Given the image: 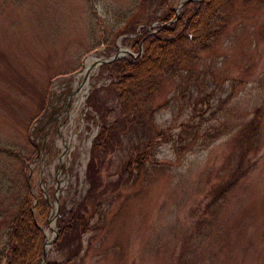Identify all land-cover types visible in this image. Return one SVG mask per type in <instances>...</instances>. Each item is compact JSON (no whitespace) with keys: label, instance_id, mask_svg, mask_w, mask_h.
<instances>
[{"label":"rangeland","instance_id":"rangeland-1","mask_svg":"<svg viewBox=\"0 0 264 264\" xmlns=\"http://www.w3.org/2000/svg\"><path fill=\"white\" fill-rule=\"evenodd\" d=\"M181 1L0 0V253L26 186L48 200L45 240L57 231V216L48 224L55 199L70 209L88 189L92 145L115 116L111 70L99 66L84 80L86 61L134 53L139 31H156ZM226 12L209 50L184 68L191 78L157 82L153 122L168 136L138 179L105 197L78 264H264V0H230ZM258 109L250 148L243 132ZM187 122L200 137L184 148L177 138ZM128 147L115 144L106 183L118 179ZM242 149L247 171L214 198ZM63 258L47 252L49 262Z\"/></svg>","mask_w":264,"mask_h":264},{"label":"trees","instance_id":"trees-1","mask_svg":"<svg viewBox=\"0 0 264 264\" xmlns=\"http://www.w3.org/2000/svg\"><path fill=\"white\" fill-rule=\"evenodd\" d=\"M229 1L188 2L175 22H171L175 12L170 9L161 19L162 26L156 29L155 34L149 35L150 30L141 29L130 41L136 58L128 57L102 65V69L111 70L113 74L109 90L114 93L110 112L115 118L109 126L101 128L92 145L85 173L88 184L85 195L70 209L61 205L58 210L57 238L52 248L63 254L64 258L57 263L46 260V264H78L84 236L92 230L91 220L100 212L105 197L116 195L123 183H128L132 177L138 179L155 141L167 138V132L157 130L153 122L155 112L151 103L158 91L157 82L160 83L163 79L177 81L183 72L188 79L191 78L190 70L184 68L190 60H196L198 52L209 50L211 41L227 26L229 15L226 11ZM259 111H256L255 121L250 122L248 131L243 132V142H248L250 148L255 146L251 139H257L256 117ZM183 128L186 129L178 134L177 141L184 143V148L191 147L200 135L190 129L189 122ZM201 137L203 139L204 136ZM241 137L242 134L239 138ZM124 140L128 141L129 147L127 157L121 164L119 177L114 183H106L107 158L115 149V144L121 147ZM206 144L207 140H203L200 146ZM247 152L242 149L240 160L230 172L228 182L212 191L214 198L218 199L226 194L245 174ZM0 154L4 155V151H0ZM125 175L127 181L123 179ZM14 204L17 211L7 232L4 249L0 253L2 259L5 264H41L45 239L39 220L45 223L49 204L40 191L37 196H33L27 186L22 196L16 197Z\"/></svg>","mask_w":264,"mask_h":264},{"label":"water","instance_id":"water-1","mask_svg":"<svg viewBox=\"0 0 264 264\" xmlns=\"http://www.w3.org/2000/svg\"><path fill=\"white\" fill-rule=\"evenodd\" d=\"M191 1H197V0H182L176 10H175V19L173 21H176L177 18H178V14L179 12L182 10V8L188 3V2H191ZM153 33L149 34V35H152ZM127 55L131 56V57H136L133 53H131L130 51L126 50V49H120L117 51L116 54H114L112 57L108 58V59H96L95 60V63L93 65H91L85 72H84V80H88L89 79V75H90V72L99 67V66H102L104 64H107V63H112V62H115L121 58H124L126 57ZM61 168H62V165H60L59 167V171H58V175L60 174V171H61ZM55 205H56V211H54V213L52 212V215L51 217L49 218L48 220V224L50 225L53 218L57 215V211H58V199L56 198L55 199ZM52 229V228H51ZM53 230V229H52ZM53 237L51 239L50 242L47 243V241L45 240L44 241V246H43V252H42V257H41V264H46V257H47V252H46V245H50V247L53 245V243L55 242L56 238H57V232L55 230H53Z\"/></svg>","mask_w":264,"mask_h":264},{"label":"bare ground","instance_id":"bare-ground-1","mask_svg":"<svg viewBox=\"0 0 264 264\" xmlns=\"http://www.w3.org/2000/svg\"><path fill=\"white\" fill-rule=\"evenodd\" d=\"M95 58H90L86 61L85 68L82 73H84L91 65L95 63ZM81 76V75H80ZM84 85V84H83ZM79 86V85H78ZM81 88V87H80ZM83 88V87H82ZM79 89V87H78ZM81 91V90H80ZM81 96V95H80ZM77 97V96H76ZM83 99V98H82ZM77 101V100H76ZM47 233V232H46ZM47 243L51 241V238H46ZM50 250V245H46V252Z\"/></svg>","mask_w":264,"mask_h":264}]
</instances>
